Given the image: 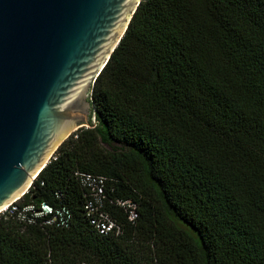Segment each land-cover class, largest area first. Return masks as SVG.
Masks as SVG:
<instances>
[{
	"label": "trees",
	"instance_id": "trees-1",
	"mask_svg": "<svg viewBox=\"0 0 264 264\" xmlns=\"http://www.w3.org/2000/svg\"><path fill=\"white\" fill-rule=\"evenodd\" d=\"M90 102L20 198L61 215L0 213V264H264V0H141ZM76 172L138 218L100 233Z\"/></svg>",
	"mask_w": 264,
	"mask_h": 264
},
{
	"label": "water",
	"instance_id": "water-1",
	"mask_svg": "<svg viewBox=\"0 0 264 264\" xmlns=\"http://www.w3.org/2000/svg\"><path fill=\"white\" fill-rule=\"evenodd\" d=\"M141 0H0V212L61 143Z\"/></svg>",
	"mask_w": 264,
	"mask_h": 264
},
{
	"label": "built area",
	"instance_id": "built-area-1",
	"mask_svg": "<svg viewBox=\"0 0 264 264\" xmlns=\"http://www.w3.org/2000/svg\"><path fill=\"white\" fill-rule=\"evenodd\" d=\"M76 175L86 190L84 203L86 213L90 217L91 223L100 233L107 234L115 232L119 234L122 231L121 223L107 210V202H113L122 208L129 221L134 222L138 218V204L135 200L131 198L109 199L106 191L107 177L90 172H76ZM56 195L60 196L61 194L56 192ZM0 213L12 216L25 224L39 225L51 224L58 218V215H61L60 210L55 209L52 205L44 201L39 203H24L20 201V198L9 203Z\"/></svg>",
	"mask_w": 264,
	"mask_h": 264
},
{
	"label": "rangeland",
	"instance_id": "rangeland-1",
	"mask_svg": "<svg viewBox=\"0 0 264 264\" xmlns=\"http://www.w3.org/2000/svg\"><path fill=\"white\" fill-rule=\"evenodd\" d=\"M88 99H89V101H90V95H89Z\"/></svg>",
	"mask_w": 264,
	"mask_h": 264
}]
</instances>
